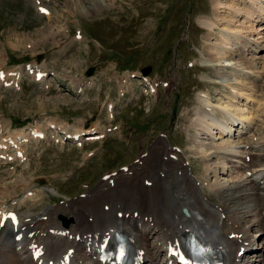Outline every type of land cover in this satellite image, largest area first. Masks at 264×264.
I'll return each instance as SVG.
<instances>
[{
    "label": "rangeland",
    "instance_id": "rangeland-1",
    "mask_svg": "<svg viewBox=\"0 0 264 264\" xmlns=\"http://www.w3.org/2000/svg\"><path fill=\"white\" fill-rule=\"evenodd\" d=\"M216 1L220 0H102V2L100 0H50L43 2V5L51 11V15H46L34 9L33 0H0V64L11 69L22 67L27 62H35L46 71L53 73L43 77L40 81H34L31 76L23 73L18 89L0 85V136L14 135L22 129L27 132L33 127L44 129L49 123L54 125L55 123H69L70 125L65 124L60 127L78 128L76 126L79 125V121L91 123L90 127L96 125L92 122H98L100 126L106 127L110 135L105 140L89 143L87 148H76L78 147L76 143L54 140L47 129V136L44 139L30 140L24 144L26 153L24 161L17 160L15 163L0 161V203L14 204L13 207H17L20 212L26 211L25 200L21 202L22 191L17 188V184H23L22 189L34 187L43 193L44 206H41V202L33 212L40 211L41 208L44 211L46 209L51 211L57 205L66 206L68 202L65 201L70 199L78 202L80 199L76 198H84L88 190L95 186L91 190L94 192L102 186L100 181L104 174L132 164L141 151L154 146L157 139L161 138L157 136L166 139L165 135L168 133L171 143L181 147V152H173L181 153L180 157L183 155V157L190 158L191 164L187 165V175L191 178L192 185L197 186V190L199 189V199L202 198L204 200L202 203L215 210V203L219 206L223 198L222 195L206 197L208 189L206 196L203 194L204 190L201 191L200 182L206 179L207 169L197 152L201 143L215 150L222 143V139L212 140L211 137L217 133V130L209 124L210 127L206 128V131L214 135L203 134L205 128L202 127L205 125L199 121L200 118H197V109L200 107V95L198 94L208 91L204 93L209 94L213 99H211L213 104L211 108L217 109L218 113H221V105L235 103L230 95L231 90L223 86L221 82L224 80L220 78L228 74L226 71L229 70H218L217 72L218 67L213 64L198 65L199 63L203 65L202 53L206 55V58L209 56L205 48L208 43L207 39L211 42L220 40L221 31L219 29L221 27H216L215 32L213 31L214 35H208L209 30L206 27L203 28L200 19L213 18L217 14L222 17L228 12L226 8H223L224 6L216 5ZM221 1L225 4L234 2L241 8L250 7V3H247L249 1ZM261 3L264 6V0ZM218 7H220L219 10ZM253 9L255 11L253 18L256 17L251 23L257 27V31L255 30L254 34L245 29L244 31H247L245 34H250L257 39L262 37L259 39L262 40L261 44L264 47V19H261V16L257 17L259 14L256 12L257 8ZM234 18V24H250L243 13ZM77 31H80L81 40L73 37ZM242 51H238L233 56V60L246 61L247 58H251L252 53L245 52V54ZM255 54L260 57L257 59L260 64H256L259 78L253 83L255 87L257 86V91L256 94L253 93L254 100L247 102L241 98L239 103L249 107L256 101H258L256 105L261 103L259 107L261 111L258 113L254 112L258 106L253 107L255 125L251 124L253 128L242 138L250 139L254 135L262 140L264 139V48ZM90 66L94 67V72L88 77L86 69ZM143 68L150 69V73L145 77H148L155 88L161 87L159 97L151 95V90L144 86V80H140ZM244 78L241 80H245ZM248 78L250 77H247L246 81L251 82L252 79L248 80ZM120 81H125L128 86L124 88L127 91L124 97H121L118 92ZM165 83L171 84V87L165 88L166 85L163 86ZM76 86H80L81 92ZM108 100L112 102V112L114 115L117 114V119L113 116L114 121L108 118L110 110L107 106ZM184 113L185 116H183ZM188 115L190 119L187 118L186 121ZM217 116L222 118L220 115ZM177 117H181L180 121L185 123L177 122ZM193 120L196 123H193ZM118 124L122 132L130 136L127 139L124 138L122 142H117L118 130L112 131L111 127ZM188 124L190 126L197 124L198 130L194 129L195 133H191L186 129V126L190 127ZM55 134L63 136L59 131ZM155 137L157 138L154 144L148 145ZM229 138L239 140L236 136ZM257 141L254 140V142ZM93 150L97 151L96 154L87 160L81 157L82 153H87L89 156ZM250 150L249 157L253 152L252 149ZM142 156L140 159L144 157ZM191 156H197V159L194 160ZM176 159L179 161L178 158ZM213 160L222 161V159L217 160V157ZM244 160L245 158L241 157V165ZM259 162L264 161L259 159ZM83 163H85L84 166H82ZM142 163L143 161L135 163L131 168L135 165H142ZM245 163L249 164L246 161ZM229 164L232 165V163L227 165ZM246 165L244 169L249 168ZM127 173L132 176L131 172L127 171ZM204 173L205 175H202ZM240 173L243 174V168H232L229 172H219V177L209 173V184L213 185L220 181L232 185ZM175 174L180 177L183 172L178 173L176 170ZM201 175L204 176L203 179L199 178ZM182 178L183 176L180 177V182ZM30 180L31 183H29ZM245 186V189L250 187ZM238 190L226 191L225 193H231L226 197L236 195ZM258 193L261 197L264 196V190H258ZM243 198L233 203L231 199L227 201L229 209L224 213L229 217L223 224L224 215L221 217L219 215L222 214L221 209L219 213L215 210L218 217L214 219L215 222L209 223L203 219L202 215L196 214V218L191 217V211L186 205H181L179 210L182 213L181 208L184 206L189 209V214L183 213L184 218H189L188 221L197 229L200 226L199 232H203L202 234H205L203 231L205 225L215 223L206 232L220 237L223 231V237L218 239H224L225 231L230 228L232 231L237 230L236 225H238V229L245 232L241 235L248 238L252 242L251 245H264V228H262L264 226V210H262L264 198L256 200L255 203L253 195L251 198ZM244 206L249 208H240ZM67 214L71 216L69 210ZM67 214L62 213L69 221L70 217ZM228 220H232V223L236 225L233 226L231 223L229 227ZM22 228L25 229L24 226H17L16 232L25 233L26 239H24L28 243L29 237ZM16 232L10 234L6 231V236L0 237L6 249L21 250L22 247L20 250L16 249L15 245L18 243L16 244L13 240ZM156 238V235L153 237L149 235L150 248L157 245ZM258 249L254 258L257 261L263 260L261 258L264 254ZM161 255L162 253L158 254L156 259ZM156 259L149 260L147 264H159V262L161 264L163 259L158 258L156 262H153Z\"/></svg>",
    "mask_w": 264,
    "mask_h": 264
},
{
    "label": "bare ground",
    "instance_id": "bare-ground-1",
    "mask_svg": "<svg viewBox=\"0 0 264 264\" xmlns=\"http://www.w3.org/2000/svg\"><path fill=\"white\" fill-rule=\"evenodd\" d=\"M100 1L102 2V0ZM243 1H249L247 3H250L249 6L251 8H241L234 2L232 4H225L220 0L216 1V5L224 6L223 8L228 10L227 15L219 17V14H217V16L213 18L203 17L200 19L202 20L200 23L203 27L209 30L208 35H214V29L216 27H221L219 28L221 29L219 34L220 40L216 42L213 41V43L207 39L208 43L205 48L209 56L207 58L202 57L201 59L202 64L208 63L218 67L216 68L217 70L215 69L217 72H219L218 70H229L226 71L228 74L220 78L224 80L221 82L223 86L231 90L230 95L235 102L234 104L226 103L221 105V113H218L219 111L217 109L211 108L213 104L209 94L203 93L199 96L200 107L197 109V118H200L201 120L199 121H202V124L205 125V127H202L205 128L203 134L213 136L214 134L212 132L208 133V130L206 131V128L211 126L213 129L217 130V133L211 137L212 140L216 138L222 139V143L219 144V147L216 149L214 147L215 150H212V148L205 143L200 142V149L197 153L200 154L199 156L205 163L207 169L205 180H208L209 173L218 176L219 172H229L232 168H244L245 165L244 163H242V165L240 164V159L243 154L248 155L250 149L253 150L251 153L253 160L257 161L259 159H264V139L260 140V138H256L255 136H251L250 139L242 138L243 133L245 131L248 132L247 129H249V126L255 123L256 118L254 112L257 111L258 113L261 111L259 108L261 107V103L259 102L260 104L258 103V105H256L258 102L256 101L251 107L247 105L242 106L239 103L241 98L245 99L247 102H251V100H254L253 93L256 94L257 91V86L255 87L253 83L259 76L256 64L260 62L257 60L260 57L255 53L264 48L261 44L262 40L259 39L262 37L257 39L250 34L247 35L245 34L247 31L245 32L244 29L254 34L257 27L253 26L251 23L256 17L253 18L255 13L253 8H257L256 12L259 13L257 17L261 16V19H264V6L261 3L262 0ZM219 8L220 7L217 9L219 10ZM241 13L248 19L247 22H250L249 25H243V23L239 25L234 24L235 20H233V18ZM254 21H256V19ZM256 33L260 34V32ZM236 43H238V46ZM240 50H243L242 53H252L250 56L251 58H247L246 61L233 60V56ZM243 77H245V80L242 81L241 79H243ZM247 77L252 79L251 82L246 81ZM250 78H248V80ZM249 91H251V93H249ZM255 105L258 106V108L253 112V107ZM217 115H220L222 118H219ZM196 125L188 127V130H198ZM76 127L78 128L66 127L64 130L65 132H69L68 129H71L72 131L85 132L87 134L95 133L98 130L96 125L90 127L87 125V122L84 121H79V125ZM36 130L43 132V130L40 129ZM224 133L225 135H223ZM70 136L74 137L73 134ZM231 136H236L239 140H231V138H229ZM254 140L258 141L254 142ZM146 150L147 153L144 154V157L142 156L143 158L141 159V161H143L142 165H135L132 168L131 165L128 169V172H131L132 176H129L127 172L119 171L116 176L113 177L115 179L114 185L106 181H101L102 186L100 185V188L98 187L94 192L90 190V197L80 199L78 202L71 201L68 208H65V206H57L51 209V211H49L50 209L44 211L41 208L39 209L40 211L23 215L22 218L20 217L18 226L25 227V229L22 228V230L24 229L26 235H29V242H25L26 244H23L21 250L19 249L20 251H17L6 249L0 240L2 243H0V264H34L28 248L29 243L33 240L45 246V252L42 255L43 258L54 259L53 257H59L64 254L67 249H70V257L73 258L72 263L76 264L77 260L81 259L79 258L76 260L77 255H82V258L87 255L82 253H86L85 251L83 252V247L88 246V244H84L88 239L99 240L105 239L108 236L112 237L116 230H123L124 233H128L139 249L144 250L143 257L148 262L149 260L152 261L156 259V256L162 252L164 257H166L167 248H170V252L178 250L181 237H184L189 232L194 233V230H196L195 225L188 221L190 219L184 218L183 213L180 212L179 208L181 205H186L190 209L191 217L196 218V214H199L203 216V219H205L207 223L211 221L215 222L217 218L215 210L207 207L199 199L195 187L192 185L193 182L187 174L184 173L187 171V167L183 164L185 161L180 155L178 154L176 156L179 161L169 157L166 159L162 158V155L171 156V154L175 153L166 147L162 138H158L154 146ZM214 157H217V160L222 159V161L215 162L213 160ZM228 163H232V165H227ZM176 170H178V173L179 171L183 172L181 182L179 179L182 176H177L175 174ZM248 170L250 171L249 175L246 176L240 173L236 180L233 179L235 183H231L232 185H227L220 181H217V183L215 182L213 185L209 184V189L213 191L214 195H222L223 199L220 201L219 206L217 205L218 209H221V213L229 209V202L227 201L230 199L232 203L238 200L240 201L243 197L251 198L252 195L255 199L254 203L256 200L262 199L263 196L261 197V194L258 195V187H264L259 186V179L264 176V163H255L251 167L243 169V172H247ZM169 178L171 179L169 180ZM148 182H150V185H147ZM245 185H249L250 187L245 189ZM166 186H168V188H165ZM24 189L25 194L28 195H25V198L28 199L27 207L31 210L37 209L42 202V198H39L40 195L38 190L30 187H25ZM235 189H239V192L227 198L226 196L231 195V193L225 192ZM255 196L257 198H255ZM248 206L250 207L249 204ZM248 206L240 208L248 209ZM65 210H69L71 213V216L69 215L71 222L68 229L63 228L59 220L54 217V215H58ZM126 213L128 214L127 216H125ZM44 215H47L46 220L41 219ZM228 217L229 216H225V219H228ZM234 225L235 224H233V226ZM1 230L3 231L6 229L3 228ZM58 230H64V232L58 233ZM8 231L10 234L14 232L10 229ZM234 232H240L241 234L245 233L241 230H234ZM18 233H14V236ZM227 233H230V231L225 232L224 239L214 240L212 244L224 250V258L229 264H237L239 263V259L237 258L236 252L243 246L244 242H247V239L241 234H238L235 238H229ZM149 235H151V237L157 236L155 240L158 241V245L154 254L148 242ZM77 236L82 238V240L76 239ZM208 237H211V235L209 234ZM211 239L212 238H210V242L213 241V239ZM225 247H227V249H225ZM234 247H237V250L235 249L232 254V249ZM245 257L246 259L243 261L240 259L242 264H254L255 261L253 259L250 260L251 256L246 253ZM236 260H238V262H236ZM260 264H264V260H261Z\"/></svg>",
    "mask_w": 264,
    "mask_h": 264
},
{
    "label": "water",
    "instance_id": "water-1",
    "mask_svg": "<svg viewBox=\"0 0 264 264\" xmlns=\"http://www.w3.org/2000/svg\"><path fill=\"white\" fill-rule=\"evenodd\" d=\"M90 73H91V69H89V70L87 71V74H90ZM143 73H144V74L149 73V69H143Z\"/></svg>",
    "mask_w": 264,
    "mask_h": 264
}]
</instances>
